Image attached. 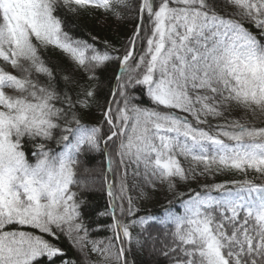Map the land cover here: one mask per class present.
<instances>
[{
	"label": "snow or ice",
	"instance_id": "6c2138e0",
	"mask_svg": "<svg viewBox=\"0 0 264 264\" xmlns=\"http://www.w3.org/2000/svg\"><path fill=\"white\" fill-rule=\"evenodd\" d=\"M85 13L136 23L116 47L73 35ZM92 153L112 176L100 240L78 179ZM157 192L159 213L137 207ZM62 236L86 264H130L133 244L264 264V0H0V264H74Z\"/></svg>",
	"mask_w": 264,
	"mask_h": 264
},
{
	"label": "trees",
	"instance_id": "16d2710c",
	"mask_svg": "<svg viewBox=\"0 0 264 264\" xmlns=\"http://www.w3.org/2000/svg\"><path fill=\"white\" fill-rule=\"evenodd\" d=\"M73 27V35L81 39H88L89 34L92 36H97L99 39H109L116 47H121L128 37L131 35L133 28L135 27V13H132L129 19L124 21H116L114 18H105L102 15L96 13H85L77 17L74 21H70ZM137 47H141L140 44ZM49 56L54 63L60 62V57L49 51ZM113 69L108 70V75H111ZM145 105H148L147 97L145 96ZM101 102H103V97H101ZM100 119V113L98 110L94 109L89 116V120L92 123H96ZM88 169V172H84L83 169ZM107 161L104 155L101 153H92L86 160L83 168L78 173V179L87 181L89 187L86 190L85 199L88 200V208L86 209L87 215L86 220L90 224V236L92 239L100 240L107 239L112 236V232L106 226L112 223L111 217L108 215H103L108 208V195H107V185L105 181V176L108 179H112L110 174H107ZM233 176L224 175L217 177V180L231 179ZM235 178H241L236 175ZM249 178L257 179L256 174H250ZM97 182V186L94 187ZM204 182L203 180L200 181ZM191 187L195 188L197 185L193 183ZM77 190V189H74ZM180 191H187L186 186H181ZM136 195L135 192L131 193ZM168 199H172L170 193L157 192L153 194L150 201H141L137 204V207L146 209L148 212L159 213L160 206L166 204L165 196ZM175 207L182 211V206L179 202H175ZM143 214V213H141ZM103 226V227H101ZM139 232V229H134V235ZM59 245L64 249L67 255L64 259H71L74 264H86L85 254L77 249L73 243L66 237H61L59 240ZM95 255L91 256V259H95ZM127 258L130 264H154L155 260H159L160 264H167L163 257L154 256L149 251L138 249L135 244L132 245V250L127 254ZM56 264H61L60 260L56 261Z\"/></svg>",
	"mask_w": 264,
	"mask_h": 264
},
{
	"label": "rangeland",
	"instance_id": "374dc122",
	"mask_svg": "<svg viewBox=\"0 0 264 264\" xmlns=\"http://www.w3.org/2000/svg\"><path fill=\"white\" fill-rule=\"evenodd\" d=\"M93 183H95V184H94V185H95L94 187H96V186H97V182L94 180Z\"/></svg>",
	"mask_w": 264,
	"mask_h": 264
}]
</instances>
